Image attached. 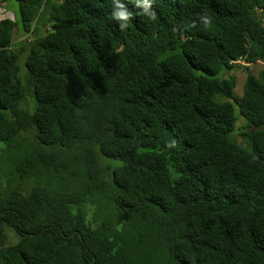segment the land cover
<instances>
[{
    "label": "trees",
    "instance_id": "trees-1",
    "mask_svg": "<svg viewBox=\"0 0 264 264\" xmlns=\"http://www.w3.org/2000/svg\"><path fill=\"white\" fill-rule=\"evenodd\" d=\"M119 2L0 0V264H264V0Z\"/></svg>",
    "mask_w": 264,
    "mask_h": 264
},
{
    "label": "rangeland",
    "instance_id": "rangeland-1",
    "mask_svg": "<svg viewBox=\"0 0 264 264\" xmlns=\"http://www.w3.org/2000/svg\"><path fill=\"white\" fill-rule=\"evenodd\" d=\"M11 2H12L13 5H8V8H10L11 10H16L17 9V4L14 1H11ZM5 17L13 18L14 17V13L12 11H10L9 9H6L5 7H0V20L5 18ZM24 38H23V36L20 33H18L15 41H21ZM26 54H28V52ZM24 56L25 55H22L20 57V66L26 72V66H24L25 65L24 64V60H22V58ZM25 57H24V59H25ZM230 74L235 75L237 77V79H238L237 80L238 81L237 85L235 87V95L237 97H242L243 93H244L243 84H244V81L246 79L247 70L244 67H236V69L232 70L230 72ZM236 111H237V114H238V109ZM244 122H246L245 118L242 117V116H239L236 132H235V135H234L239 143L243 142V138H242L240 133L245 130L244 128H241ZM247 129L250 130V128H247Z\"/></svg>",
    "mask_w": 264,
    "mask_h": 264
},
{
    "label": "clouds",
    "instance_id": "clouds-1",
    "mask_svg": "<svg viewBox=\"0 0 264 264\" xmlns=\"http://www.w3.org/2000/svg\"><path fill=\"white\" fill-rule=\"evenodd\" d=\"M115 9L112 13L114 20L119 22V26L123 29L127 26V23L130 19V13L124 9V6L120 4L119 0H114ZM136 6L143 10V13L146 14L149 18L155 19V14L150 10L151 3L150 0H137Z\"/></svg>",
    "mask_w": 264,
    "mask_h": 264
}]
</instances>
